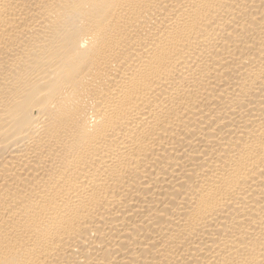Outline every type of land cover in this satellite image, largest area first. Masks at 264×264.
I'll use <instances>...</instances> for the list:
<instances>
[{"label":"bare ground","instance_id":"1","mask_svg":"<svg viewBox=\"0 0 264 264\" xmlns=\"http://www.w3.org/2000/svg\"><path fill=\"white\" fill-rule=\"evenodd\" d=\"M0 264H264V0H0Z\"/></svg>","mask_w":264,"mask_h":264}]
</instances>
